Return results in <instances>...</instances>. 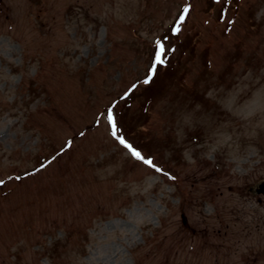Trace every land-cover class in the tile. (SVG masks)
I'll list each match as a JSON object with an SVG mask.
<instances>
[{
	"label": "rangeland",
	"instance_id": "374dc122",
	"mask_svg": "<svg viewBox=\"0 0 264 264\" xmlns=\"http://www.w3.org/2000/svg\"><path fill=\"white\" fill-rule=\"evenodd\" d=\"M0 180V264H264V0H1Z\"/></svg>",
	"mask_w": 264,
	"mask_h": 264
},
{
	"label": "snow or ice",
	"instance_id": "6c2138e0",
	"mask_svg": "<svg viewBox=\"0 0 264 264\" xmlns=\"http://www.w3.org/2000/svg\"><path fill=\"white\" fill-rule=\"evenodd\" d=\"M188 12H189V8L185 7L183 9V12H182L180 18H179V23H183ZM179 30H180L179 26H177L174 29L175 32H179ZM165 57H166V49H165L164 44L162 42H157V50L155 53V59H154L153 64L151 65V67L148 70V75H147L146 79L144 80L145 84L149 83L151 81V79L153 78V76L157 70V65H162L165 63ZM108 119H109V122L112 124V134H113V136H116L118 129L116 127V123L114 121L111 110H109V112H108ZM119 142L121 144H123L126 148H128L131 151L132 155L136 159L142 160L145 164L152 165L151 160L145 159L143 156H141V154L138 151H136L130 144L126 143V141L124 140L123 137L119 138ZM3 183H4V181L0 180V184H3Z\"/></svg>",
	"mask_w": 264,
	"mask_h": 264
},
{
	"label": "trees",
	"instance_id": "16d2710c",
	"mask_svg": "<svg viewBox=\"0 0 264 264\" xmlns=\"http://www.w3.org/2000/svg\"><path fill=\"white\" fill-rule=\"evenodd\" d=\"M145 86H148V83L147 84H144Z\"/></svg>",
	"mask_w": 264,
	"mask_h": 264
},
{
	"label": "water",
	"instance_id": "95a60500",
	"mask_svg": "<svg viewBox=\"0 0 264 264\" xmlns=\"http://www.w3.org/2000/svg\"><path fill=\"white\" fill-rule=\"evenodd\" d=\"M1 1V0H0ZM262 188H263V186H262Z\"/></svg>",
	"mask_w": 264,
	"mask_h": 264
}]
</instances>
